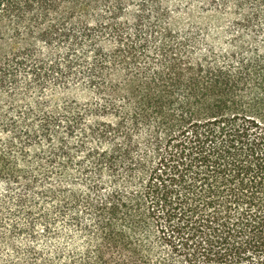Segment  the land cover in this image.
<instances>
[{
    "label": "trees",
    "instance_id": "obj_1",
    "mask_svg": "<svg viewBox=\"0 0 264 264\" xmlns=\"http://www.w3.org/2000/svg\"><path fill=\"white\" fill-rule=\"evenodd\" d=\"M222 5L239 31L219 60L195 56L161 0H0V84L11 65L39 80L35 42L83 40L99 97L88 113L102 118L89 139L103 143L84 155L96 172L77 193L0 137V264H264V49L239 39L264 0ZM50 128L25 131L20 160ZM140 129L149 161L132 156ZM56 152L71 162L63 140Z\"/></svg>",
    "mask_w": 264,
    "mask_h": 264
},
{
    "label": "rangeland",
    "instance_id": "obj_2",
    "mask_svg": "<svg viewBox=\"0 0 264 264\" xmlns=\"http://www.w3.org/2000/svg\"><path fill=\"white\" fill-rule=\"evenodd\" d=\"M169 12L168 22L179 32L193 33V53L195 56H221L232 53L234 40L239 29L235 27L233 11L222 5V0H161ZM136 3L128 9V16L135 12ZM255 28L250 32L243 30L241 42L257 45L264 49V12ZM239 36V35H238ZM73 42L44 43L37 41L33 45L34 56L42 61L43 70L39 80H35L31 71L11 65L8 73L3 75L0 84V137L2 143H13L12 153L18 157L29 170L39 169L52 172L55 183L68 191L79 192L84 186L86 175L92 176L96 170L91 162L84 158L86 152L103 143L89 139V128L102 119L91 117L88 109L99 102V97L88 88L85 78V56L90 52L89 46L81 40ZM106 44V42H104ZM0 48V54H1ZM70 57L71 71L68 72L66 60ZM88 57H90L88 55ZM88 59V58H87ZM55 65L58 68L52 69ZM48 120L51 126L50 141L40 134L29 146L25 161L19 152L23 134L27 129L39 131L41 122ZM105 119V118H103ZM109 120V118L107 119ZM1 129H5L3 132ZM148 132L140 129L135 133L137 148L132 152L136 160H147L152 157V149L147 144ZM22 137V139H21ZM71 162L66 163L62 155L56 152L61 141ZM81 142L83 144H81ZM55 154L54 163L47 164L46 158ZM112 175L104 169L102 181L111 185ZM117 181L122 185L125 175L119 170ZM138 186V176L130 181L129 187Z\"/></svg>",
    "mask_w": 264,
    "mask_h": 264
}]
</instances>
